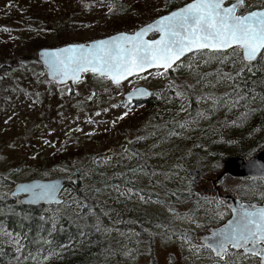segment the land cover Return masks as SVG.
Wrapping results in <instances>:
<instances>
[{"label":"rangeland","instance_id":"obj_1","mask_svg":"<svg viewBox=\"0 0 264 264\" xmlns=\"http://www.w3.org/2000/svg\"><path fill=\"white\" fill-rule=\"evenodd\" d=\"M92 2L102 3L103 10L107 12L111 6L112 11L109 12L111 16L109 13L93 9ZM248 2L258 3L259 0H248ZM7 3L8 0H0V198L10 196L9 192L15 182L34 178L31 177L33 173L38 174L39 178L66 176L73 180L75 174L70 163H76L77 167L78 163H81L87 167L90 175L81 176L85 191L90 186L101 187V179L123 170L125 165H134L135 161H128L126 157L121 160V156L127 149V141L137 138L134 132L141 123L137 114L142 112L145 106L143 103L129 102L132 111L123 119L112 123L124 111L120 106L127 101L123 98V93L130 90L131 86L125 82L117 94L114 90L115 86L94 83L90 76L87 77L89 86L98 93L93 101L85 99L84 87H77L79 96H73L71 99L62 98L57 91L60 85L55 82L37 83V78L33 75L34 72L44 71L41 63L36 62L38 49L36 45L43 43L45 44L43 46L48 47L61 45L59 44L61 41L86 42L118 30L131 31L153 19L160 12L170 9L172 2L170 0H12L16 6L5 7ZM82 8L88 11L84 13ZM121 8H124L122 9L124 15L118 17L116 14ZM4 27L8 28L7 32L3 31ZM41 29L43 31H40ZM8 61H20V63L14 65L4 75ZM213 68L214 65H202L200 70L211 72ZM149 72L154 73L155 70ZM169 74L166 80L162 76L154 74L149 76L148 73H144L141 75L145 78L135 81L134 84L144 85L154 92L166 85L169 79L177 80L176 84L187 79L185 74L175 73V78H169ZM2 75L5 77L3 78ZM40 80L43 81L44 77ZM67 86L71 87L70 84ZM105 87L108 88L107 93ZM25 93L28 95L26 96ZM34 93H40V101L29 107L35 99ZM112 104H116L117 107H111ZM58 105H62V109L58 108ZM104 108L108 110L105 112ZM61 111L62 118L57 116ZM96 112L100 114L94 115ZM234 115L219 117L214 121L218 123L216 126L220 127L216 129L217 132L226 128L223 126L222 128L221 125L225 123L228 125V130L232 131V135L229 133L231 137L228 138L231 144L235 142V138H246L248 134L242 131L248 130L247 120L241 119V114ZM9 117L11 119H8ZM89 118L95 122L89 123ZM240 119L243 120L244 126H240ZM206 121L202 117L193 118L187 129L180 130L182 135L172 137L171 140V146H174L180 140L186 139L189 141L186 146L173 151L169 145L167 156L163 160L154 158L149 161L154 168L162 167L169 173L163 188L152 187L146 179L140 185L160 194L164 202L170 200L164 193V190L168 189H178L179 192L194 191L198 197L200 189L208 193L207 189L213 188L212 181L222 170V163L218 165V159L213 158L212 153H209L206 159L205 153L198 148H192V140L204 131ZM213 123L210 122L209 126ZM77 127L80 131L75 130ZM69 128L72 131H68ZM49 129L54 131L49 132ZM229 134L227 135L226 132L227 137ZM254 139L259 141L260 145L264 143L262 133L260 136L255 135ZM45 140L49 143L45 144ZM135 141L137 142H133L134 145L144 142L149 146L148 148L154 143L145 139ZM9 144L14 147H7ZM57 153L69 155L64 165L51 162L50 157ZM199 154L202 157L200 162ZM33 156L35 159L32 158ZM96 157H111V165L106 167L99 161L94 165L92 161ZM180 167L182 169H179ZM13 169L20 171L13 173ZM102 169L104 177L92 172L94 170L102 172ZM4 177H7L11 185L2 182ZM110 182L117 183L115 180ZM214 184L225 192L231 188L237 191L239 187L247 185H262L228 175L222 176ZM112 192H105L104 195L99 196L108 223H117L115 229L110 226L109 234L117 242L127 244L128 248L137 253L135 259H132L119 249L118 255L120 254L121 259L126 261H121V264H210L208 263L210 260L205 257L200 256L196 259L187 246L183 245L184 239L199 245V233L207 227V225L202 226L203 223L209 224L212 222L211 219L217 222L224 216L225 208L216 205L210 194H204L200 204L198 199L195 203L187 202L169 207L172 202L164 204L153 197L147 204L140 203L135 197L131 201L121 200L116 203L118 195L115 191ZM73 195L71 188L67 186L63 188L61 194L63 199L73 198ZM135 223L148 231L146 233L150 236L149 239L142 231L128 228ZM118 224L121 228H117ZM120 232H123L128 240L120 236ZM137 233L139 235H136ZM118 261L119 259L117 263Z\"/></svg>","mask_w":264,"mask_h":264},{"label":"snow or ice","instance_id":"obj_2","mask_svg":"<svg viewBox=\"0 0 264 264\" xmlns=\"http://www.w3.org/2000/svg\"><path fill=\"white\" fill-rule=\"evenodd\" d=\"M15 6L12 0H8L5 5ZM111 11L109 6V12ZM3 31L7 32L8 28L4 27ZM149 33L154 34L155 38H147ZM36 62H42L45 69L33 73L37 83L51 84L55 81L61 86L57 91L62 98L71 99L73 96H79L77 87H84L85 99L93 101L98 93L89 86L88 76L94 83L115 86L117 94L125 82L130 85V91L125 93L128 100L120 105L124 111L112 123L123 119L132 111L129 101L133 97L149 95L145 88L134 84L135 81L145 78L141 75L143 73H148L149 76L153 74L162 76L166 80L169 72L185 74L187 79L180 84H176L175 80L167 81L175 100L180 101V112L185 111V98L193 94H196L197 102L203 100L210 111L219 107L238 108L242 104H247L249 100L253 103L256 101L257 96L248 85L257 75L264 77V0H259L258 3H249L248 0H186L182 6L167 10L131 31H118L102 39H92L84 43H65L61 47L41 48L37 53ZM202 65H214L213 71H201ZM149 69H155V72H148ZM41 77H44L43 81L40 80ZM68 84L71 87L67 86ZM261 85L264 91V81ZM221 86L226 87L227 91L217 96L215 90ZM105 92H108L107 87ZM33 95L35 99L29 107L40 101V93ZM158 98L165 102L172 99L166 92H162ZM261 104H264V97L261 98ZM110 106L117 107L116 104ZM57 107L62 109L63 106ZM107 110L103 109L105 112ZM252 111L255 109L250 108L242 112L240 118H246ZM99 114L94 113L97 116ZM57 116L62 118V111L58 112ZM7 122L6 120L5 123ZM88 122L95 121L89 118ZM172 125L174 129L184 131L190 123L173 121ZM167 126L165 123L164 127ZM156 128L157 126H152V136L158 135ZM75 130L80 131L79 127ZM51 131L54 129H49V132ZM68 131L72 129L69 128ZM179 135L180 132L175 130L166 132L144 152L125 149L121 160L126 157L128 161H135L134 166L125 165L123 170L101 179L99 188L88 187L84 199L87 200L90 196L98 199L105 192L115 191L118 195L116 203L121 200L131 201L134 197L140 203H149L152 194L140 187L141 182L146 179L152 187L163 188L164 181L169 177V173L162 167L154 168L149 161L154 158L163 160L167 156L163 147L165 140ZM44 143L47 144L49 141L45 140ZM7 147L12 148L14 145L9 144ZM32 158L35 159L34 156ZM97 161L106 167L111 165V157H96L92 163L95 165ZM19 171L12 170L13 173ZM89 175L87 170L82 173L83 177ZM99 175L104 177L103 172ZM3 179L7 180V177ZM112 180L117 183H111ZM55 189V184H21L17 186L16 193L23 192L34 203L37 200H55ZM259 199L262 202L261 206L249 204L232 209L233 218L213 234L214 240L209 244L196 245L191 240L184 239L183 245L187 246L196 259L200 258L202 249H209L215 257L212 264H241L249 256L255 257L258 264H264V191L259 193ZM16 203L19 204L21 201L17 200ZM56 203L64 202L56 200ZM72 204L82 210L86 209L88 213L92 212L87 203L70 197L69 206ZM16 214L21 216L22 220L30 218L27 213ZM74 215L82 218L80 213ZM40 219L42 221L47 219L51 224L47 229L49 233L56 231L59 219L56 213L50 216L42 215ZM93 227L96 231L101 230L99 221ZM79 234L81 237L86 235L83 230ZM3 235L17 246V252L25 247L21 237L28 238L24 233L8 231ZM119 235L128 240L123 232ZM43 243L49 244V241L44 239ZM72 243V240L68 241V244ZM118 245L125 256L135 259L137 253L128 248L127 244L118 241ZM59 248L66 249L67 245L60 244ZM50 255L57 253L51 252ZM47 259L48 256H45L44 260Z\"/></svg>","mask_w":264,"mask_h":264},{"label":"trees","instance_id":"obj_3","mask_svg":"<svg viewBox=\"0 0 264 264\" xmlns=\"http://www.w3.org/2000/svg\"><path fill=\"white\" fill-rule=\"evenodd\" d=\"M184 1L185 0H170V2H172L171 7L180 5ZM91 4L96 11L109 13V10L108 12L103 10L104 6L102 3L92 2ZM122 9L124 8H121L116 16L121 17L124 15V10ZM82 11L85 13L88 9L82 8ZM64 43L66 42L61 41L59 44ZM43 45L45 44L40 43L36 46L39 48ZM19 63L20 61H8L6 64L7 68L3 74L5 75L9 69ZM4 75H2L3 78L5 77ZM171 77L175 78V73L170 72L169 78ZM262 81H264V77L257 75L254 78V81L249 82V88H251L257 96L254 103L249 100L247 104H242L238 108L219 107L210 111L208 105L203 100L198 103L195 98L196 94H193L191 97L185 98L184 112L179 111L180 101L175 100L174 93L169 89L167 82L166 85H163L160 89L154 91L152 96H150L145 102H142L145 107L142 112L137 114V117L139 118L138 120H141V123L136 129V132H134L135 137H144L145 141L155 142L166 132L172 130L180 132L179 128H173V121H188L190 123L193 118L202 117L207 120L204 125V131L199 133V137L197 136L196 139L192 140V148H198L201 152L205 153L206 159L209 157V153H212V157L218 159V165H220L228 156L241 155L243 157H249L257 150L264 148V143L260 145V142L254 139L255 135L260 136V133L264 136V104H261V98L264 97V91H262L261 85ZM253 83L255 84L254 87ZM225 91H227V88L221 86L215 90V94L219 96ZM162 92H166L167 96L172 99H169L167 102L159 99L158 97ZM136 103L139 104L141 102ZM250 108L255 109V111L250 112L246 118H243V120H247L246 123L248 126L246 127L248 130H242L245 131V133H248L246 138H235V142L231 144L228 138L231 137L230 134L232 131L228 130L229 127L226 123L221 125V127H226H222L223 130L221 132L216 131L219 126L217 127L216 125H218V123L214 121L218 120L217 118L241 114ZM201 113L202 115H200ZM243 120H239V124H241L240 126H244ZM210 122H214L213 125L209 126ZM165 123H167V127H164ZM152 126H157V136L151 135ZM238 130H236V133ZM226 132L227 135L230 133L228 137ZM181 135L182 133L180 132L179 136ZM225 135L226 137H224ZM195 136L196 135H194V137ZM187 137L190 139L189 136ZM172 139V137H169L165 140L163 145L164 151H167L169 145L171 146ZM135 140L136 138H134L133 141H127V149L144 152L145 149L149 147L148 145L146 146V143L144 142L139 145H134L133 142H137ZM129 142H131V144H129ZM187 143H189V141L186 139L180 140L176 145L171 147L173 151H177L178 148H183ZM192 152L197 153L194 150H192ZM67 156L69 155L65 153H57L52 155L50 160L53 164L64 165V161L66 162L68 160ZM201 158L202 157L199 154V162ZM75 165L76 163H70V167L74 170L75 179L71 180L67 178L64 187L67 186L71 188L74 194L73 198H71L73 200L87 203L92 209V212L88 213L86 209L82 210L75 204L69 206V199H63V204H39L33 206L24 205L22 203L17 204L16 201L18 198L16 197L8 196L6 198H0V264H121V261L126 262L122 260L120 254L118 255L117 253L120 249L118 242L109 234V229H111L110 226L115 229V224L117 223H108L105 210L101 206L102 204L99 198L97 199L95 196H90L87 200L84 199L85 196H87L88 189L86 191L84 190V181H82L81 176L83 171L87 170V167L85 164L81 163H78V167ZM179 169H182V167ZM92 172L95 174L101 173L96 170ZM194 174H196V171ZM37 176L38 174L33 173L31 177ZM2 182L11 185V182L8 180L2 179ZM140 187H142L145 192H150L152 194L151 197L158 198V200L164 204L172 202L169 207H174L175 204L178 205L187 202L195 203L199 199L194 191L187 190L179 192L178 189H168L164 190V193L169 196L170 200L164 202L160 194L141 185ZM172 193H175V195L173 196ZM112 195H114L113 192ZM114 197L115 196H113V198ZM16 213H27L30 218L22 220L21 216H18ZM52 213H56V216L59 217V219L57 220L56 231L49 233L47 229L51 227V224L47 222V219L42 221L40 218L42 215L50 216ZM74 213H80L82 218H78ZM97 221H99L101 225L100 231H96L93 227ZM117 228H121L119 224L117 225ZM128 228L142 231L145 234L148 232L140 228V226L138 227L136 223ZM105 229H108V231H105ZM81 230L85 232V237L80 236L79 233ZM5 231L26 234L28 237L27 239H24L23 236L21 237V241L24 243L25 247L17 252V246L9 242L7 237L3 235ZM149 238L150 236L148 235V239ZM44 239H47L49 244H44ZM69 240H72L73 243L68 244ZM60 244H66L67 248H59ZM51 252H56L57 255H50ZM45 256H48L47 260H44ZM25 257L28 258L25 259ZM32 257H35V259ZM118 259L119 261L117 263Z\"/></svg>","mask_w":264,"mask_h":264},{"label":"water","instance_id":"obj_4","mask_svg":"<svg viewBox=\"0 0 264 264\" xmlns=\"http://www.w3.org/2000/svg\"><path fill=\"white\" fill-rule=\"evenodd\" d=\"M183 4H181L180 6H182ZM178 6V7H180ZM177 8V7H176ZM173 10V9H172ZM164 14V13H163ZM150 22V21H148ZM124 31V30H121ZM118 32V31H116ZM116 32H113L111 34L108 35H113ZM150 34L149 33L147 38H155L154 37H149ZM108 35L102 36V37H98V38H93V39H102ZM92 40V39H90ZM89 41V40H88ZM68 43H84V42H68ZM59 45V46H53V47H40L37 49V53L39 52V50L41 48H55V47H61L63 46ZM41 66L44 69V66L41 62ZM151 70V69H149ZM148 70V71H149ZM55 82V81H54ZM137 87H143L145 88L149 95L144 96V97H133L131 100H139V99H145L147 97H149L151 95V90L144 86V85H137ZM130 91V90H128ZM126 91V92H128ZM123 93V98L128 100V97L125 95V93ZM224 174H229L231 176L234 177H262L264 178V149H260L258 150L255 155H253L250 158H244L243 156H230L227 157L223 162H222V170L220 172V174L212 181V185L214 188H216L214 182L221 177ZM66 181V177L65 176H57L54 178H39V177H35V178H29V179H25V180H20L15 182L12 185V189L10 190L9 194L10 196H19V200L21 201V203L23 204H27V205H38V204H43V205H49V204H58L56 203V200H60L62 201V197H61V192L62 189L64 187V183ZM21 184H55L56 189H55V200L49 199V200H37L36 202H32L30 198H28L26 196V194H24L23 192H19L16 193V188L18 185ZM38 191V189H37ZM12 193H16V195H13ZM220 198H224L230 201V208L231 211L232 209H239L242 205H246L244 203H241L240 201H238L237 199H234L233 195H228V194H219ZM233 218V212L231 213V216L221 225L212 228L211 231L209 233L203 234L202 236H200V239L203 243H205L206 245L209 244L210 242H212L214 240V236L213 234L216 233L219 229H221L224 225H226L228 223L229 220H231Z\"/></svg>","mask_w":264,"mask_h":264},{"label":"flooded vegetation","instance_id":"obj_5","mask_svg":"<svg viewBox=\"0 0 264 264\" xmlns=\"http://www.w3.org/2000/svg\"><path fill=\"white\" fill-rule=\"evenodd\" d=\"M184 2H186V0ZM177 6L179 5H175L168 10H171ZM146 100L147 99H144L142 101H146ZM246 180H250V181L262 184V185H247L244 187H239L238 189H236L237 191L231 188V190L226 191V192L223 190H220L219 188H214V187L211 188L210 190L207 189L208 193L204 192L203 189L199 190V204H200V201L203 199L202 196L207 193L211 195V199L214 200L216 205L218 204L222 205V207H224L226 211L220 221L216 222L213 219H211L212 222H209V224L207 222L203 223L202 226L207 225V227L206 228L204 227L205 228L204 231L199 233V241H198L199 245L205 244L201 241L200 236H202L203 234L209 233L212 228H215L221 225L231 216L232 211L230 208V201L224 198H220L219 193L220 194H231L233 195L235 199L239 200L241 203H244L246 205L257 204L258 206H261L262 202L259 199V193L264 191V179L260 177H247ZM200 256L209 259L210 261H208V263L210 264H212L213 260L215 259L214 254L211 253L209 249H202L200 252ZM241 264H258V262L255 257L249 256L248 259L245 261H242Z\"/></svg>","mask_w":264,"mask_h":264},{"label":"bare ground","instance_id":"obj_6","mask_svg":"<svg viewBox=\"0 0 264 264\" xmlns=\"http://www.w3.org/2000/svg\"><path fill=\"white\" fill-rule=\"evenodd\" d=\"M133 101V100H132ZM134 101H137V100H134Z\"/></svg>","mask_w":264,"mask_h":264}]
</instances>
